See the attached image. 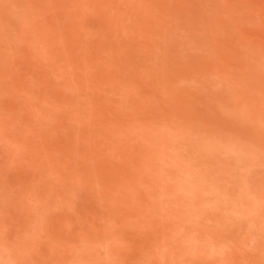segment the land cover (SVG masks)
<instances>
[{"label": "rangeland", "instance_id": "1", "mask_svg": "<svg viewBox=\"0 0 264 264\" xmlns=\"http://www.w3.org/2000/svg\"><path fill=\"white\" fill-rule=\"evenodd\" d=\"M0 264H264V0H0Z\"/></svg>", "mask_w": 264, "mask_h": 264}]
</instances>
